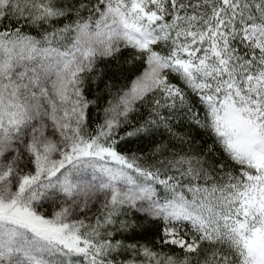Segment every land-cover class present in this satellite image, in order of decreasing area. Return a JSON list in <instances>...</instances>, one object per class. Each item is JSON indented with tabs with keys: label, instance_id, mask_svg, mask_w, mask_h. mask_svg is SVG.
Segmentation results:
<instances>
[{
	"label": "snow or ice",
	"instance_id": "1",
	"mask_svg": "<svg viewBox=\"0 0 264 264\" xmlns=\"http://www.w3.org/2000/svg\"><path fill=\"white\" fill-rule=\"evenodd\" d=\"M0 264H264V0H0Z\"/></svg>",
	"mask_w": 264,
	"mask_h": 264
}]
</instances>
